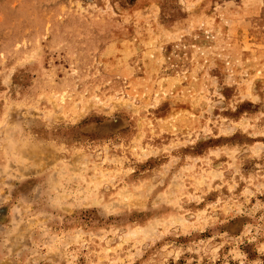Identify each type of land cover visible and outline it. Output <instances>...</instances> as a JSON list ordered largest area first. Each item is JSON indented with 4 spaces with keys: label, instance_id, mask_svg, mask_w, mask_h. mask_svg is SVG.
Masks as SVG:
<instances>
[{
    "label": "rangeland",
    "instance_id": "374dc122",
    "mask_svg": "<svg viewBox=\"0 0 264 264\" xmlns=\"http://www.w3.org/2000/svg\"><path fill=\"white\" fill-rule=\"evenodd\" d=\"M0 264H264V0H0Z\"/></svg>",
    "mask_w": 264,
    "mask_h": 264
}]
</instances>
